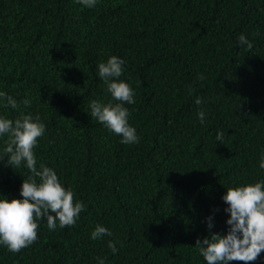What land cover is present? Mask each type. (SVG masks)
<instances>
[{
    "label": "trees",
    "instance_id": "16d2710c",
    "mask_svg": "<svg viewBox=\"0 0 264 264\" xmlns=\"http://www.w3.org/2000/svg\"><path fill=\"white\" fill-rule=\"evenodd\" d=\"M110 56L135 93L124 106L139 143L91 117L92 100L116 103L98 75ZM0 91L31 101H0V117L39 116L37 167L85 205L74 226L38 220L18 253L0 244V264H207L196 240L227 233L226 189L264 180V0H0ZM29 175L0 157V199H22ZM97 224L113 235L92 240Z\"/></svg>",
    "mask_w": 264,
    "mask_h": 264
},
{
    "label": "clouds",
    "instance_id": "9594fccd",
    "mask_svg": "<svg viewBox=\"0 0 264 264\" xmlns=\"http://www.w3.org/2000/svg\"><path fill=\"white\" fill-rule=\"evenodd\" d=\"M78 3L92 8L97 0H78ZM236 43L249 50L253 44L242 34ZM124 61L116 56H110L106 62L98 65V75L106 85L112 101L92 100L90 102L91 117L104 124L111 132L122 137L121 143H139L136 129L129 125V111L124 106L135 103V93L128 83L120 80L124 73ZM200 79H204L203 76ZM0 101H6L5 106L19 109L20 103L29 107L31 101L24 99L18 103L6 92L0 91ZM196 105L202 100L198 97ZM201 124L204 123L205 113L198 112ZM45 125L37 115L21 113L15 120L0 117V137L6 136V146L0 157L6 156L8 164L14 168L25 165L30 172L27 179H23L21 187L22 199H0V244L9 251L18 253L37 240L38 220L46 219L47 227L54 231L59 226H74L79 214L85 210L82 202L74 203V193L65 189L59 182L55 171L43 162L37 167V157L33 151L37 145V138L42 137ZM223 132H218L216 140L222 143ZM260 167L264 169V155L260 160ZM229 206L224 209L230 213L226 221L229 228L227 233H209L202 241L196 240L195 247L207 264H229L230 261H243L244 264L255 261L264 251V180L255 183L230 186L222 197ZM54 213V215L52 214ZM207 227H213L212 218H208ZM106 227L97 224L91 232L92 240H100L104 236H112ZM108 247L112 253L117 252L115 242L109 241ZM99 264H104L99 259Z\"/></svg>",
    "mask_w": 264,
    "mask_h": 264
}]
</instances>
